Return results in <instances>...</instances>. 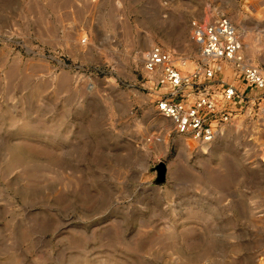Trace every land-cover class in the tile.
<instances>
[{
	"label": "rangeland",
	"instance_id": "rangeland-1",
	"mask_svg": "<svg viewBox=\"0 0 264 264\" xmlns=\"http://www.w3.org/2000/svg\"><path fill=\"white\" fill-rule=\"evenodd\" d=\"M218 14L264 68V0H0V264H264V96L204 145L146 88Z\"/></svg>",
	"mask_w": 264,
	"mask_h": 264
},
{
	"label": "built area",
	"instance_id": "built-area-1",
	"mask_svg": "<svg viewBox=\"0 0 264 264\" xmlns=\"http://www.w3.org/2000/svg\"><path fill=\"white\" fill-rule=\"evenodd\" d=\"M191 39L200 52L193 72L182 69L184 58L155 45L144 62L146 85L157 112L171 120L175 131L200 144L215 141L232 108L264 96V68L243 53L240 32L225 14L191 24ZM233 71L230 81L223 77Z\"/></svg>",
	"mask_w": 264,
	"mask_h": 264
},
{
	"label": "bare ground",
	"instance_id": "bare-ground-1",
	"mask_svg": "<svg viewBox=\"0 0 264 264\" xmlns=\"http://www.w3.org/2000/svg\"><path fill=\"white\" fill-rule=\"evenodd\" d=\"M243 47V46H242ZM180 60V59H179ZM178 60V61H179ZM179 64L181 65V67H182V69L184 70V71H186V72H192L193 70H194V67H193V65H191V64H189L188 62H180L179 61ZM219 137V136H218ZM218 137L215 139V141L218 139ZM214 141V142H215ZM214 142H212V143H209V144H204V145H210V144H213ZM262 156H263V158H264V148L262 149Z\"/></svg>",
	"mask_w": 264,
	"mask_h": 264
}]
</instances>
